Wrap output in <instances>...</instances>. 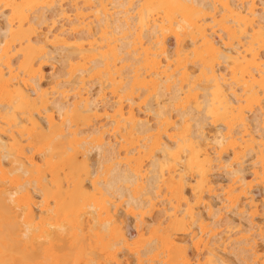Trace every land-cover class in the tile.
Returning <instances> with one entry per match:
<instances>
[{
	"label": "bare ground",
	"instance_id": "bare-ground-1",
	"mask_svg": "<svg viewBox=\"0 0 264 264\" xmlns=\"http://www.w3.org/2000/svg\"><path fill=\"white\" fill-rule=\"evenodd\" d=\"M256 190L264 0H0V264H264Z\"/></svg>",
	"mask_w": 264,
	"mask_h": 264
},
{
	"label": "rangeland",
	"instance_id": "rangeland-1",
	"mask_svg": "<svg viewBox=\"0 0 264 264\" xmlns=\"http://www.w3.org/2000/svg\"><path fill=\"white\" fill-rule=\"evenodd\" d=\"M58 68V66L56 65L55 66V68L53 67V70H51L52 69V67H51V64H47L46 66H45V68H44V74H45V80H44V83L46 84L47 82H49V79L51 78V74L53 73V72H56L57 69ZM51 80V79H50ZM93 155V156H92ZM91 156L92 157H94V153L92 152L91 153ZM246 165H247V163H245ZM245 165V166H246ZM248 172H247V171ZM249 172H250V170H248L247 168L245 169V173H247L248 175L247 176H249ZM223 178L225 179V177L223 176ZM257 191L258 190H256V191H253L252 193H255V194H252V196H253V198H254V200H255V203L257 204V205H259V208H260V210L262 211V209L263 208H261L262 207V205H260L261 204V202L264 200V197L262 196V194L259 192V193H257ZM260 194V195H259ZM260 211V212H261ZM232 216H230V218H231ZM232 219H234V217H232ZM236 219V218H235ZM234 219V220H235ZM256 221H258L259 220V218L257 217L256 219H255ZM130 221V220H129ZM236 221V220H235ZM228 258V263L229 264H241V262H242V258H235V256L233 257H227ZM237 259H239V261L237 260ZM235 260H236V262H235ZM244 262V261H243ZM242 262V264H245V263H243Z\"/></svg>",
	"mask_w": 264,
	"mask_h": 264
}]
</instances>
